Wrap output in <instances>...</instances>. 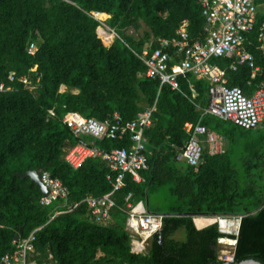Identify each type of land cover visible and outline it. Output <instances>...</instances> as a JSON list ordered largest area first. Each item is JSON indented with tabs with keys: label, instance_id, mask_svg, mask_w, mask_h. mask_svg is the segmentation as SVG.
I'll use <instances>...</instances> for the list:
<instances>
[{
	"label": "trees",
	"instance_id": "obj_1",
	"mask_svg": "<svg viewBox=\"0 0 264 264\" xmlns=\"http://www.w3.org/2000/svg\"><path fill=\"white\" fill-rule=\"evenodd\" d=\"M94 11L101 16L95 18ZM263 21L262 3L248 33L259 67L254 77L246 63L232 70L233 58L211 59L225 69L227 84L246 94L264 87V55L256 39ZM102 23L116 34L110 45L103 38L111 42L113 35ZM183 23L190 42L204 39L199 0H0V83L8 87L0 90V258L36 230L37 264H216L223 262L218 238L224 236L236 240L233 262L253 258L264 264V121L244 128L204 113L211 85L191 71L177 77L175 89L145 75L143 49L177 38ZM151 107V124L143 131L148 168L140 171V181L124 173L112 194L110 223L98 224L90 220L84 199L112 189L106 179L110 169L100 157L78 168L65 161L68 148L91 138L75 136L63 117L76 111L104 120L116 112L125 123ZM198 120L224 136V149L209 154L204 148L198 165H190L176 155L188 138L183 124ZM93 140L106 150L130 145L127 136ZM35 169L57 177L68 190L66 199L40 204V187L17 175ZM159 191L168 206L151 209L150 195ZM129 192L144 210L164 215L144 254L131 251L125 230ZM77 202L72 210L64 208ZM198 216L240 218L238 233L220 232L214 220L198 228L193 221Z\"/></svg>",
	"mask_w": 264,
	"mask_h": 264
},
{
	"label": "built area",
	"instance_id": "obj_2",
	"mask_svg": "<svg viewBox=\"0 0 264 264\" xmlns=\"http://www.w3.org/2000/svg\"><path fill=\"white\" fill-rule=\"evenodd\" d=\"M199 2L206 22L204 39L190 42L183 23L177 30V38L172 40L161 38L157 48L151 51L148 48L143 49L140 57L146 65L145 75L157 78L160 86L169 84L175 89L178 88L177 77L191 71L197 78H204L211 85L209 103L204 113L232 120L244 128H254L264 121V87L259 86L252 93L246 94L240 86H229L225 69L211 63V59L219 56L233 58L229 65V69L232 70L246 63L251 68V77L255 76L259 67L255 65L254 56L248 49L250 44L248 33L254 29L258 7L264 4V0L261 2L257 0H199ZM92 13L95 18L100 17L99 12ZM102 25L108 27L104 23ZM256 39L264 55V21L259 26ZM163 47H171L178 55L172 56L170 51L164 50ZM28 51L34 52L32 44L28 47ZM8 77L13 80L14 73H9ZM20 80L25 84L29 83L24 76ZM29 87L32 88V86ZM4 89L8 87L0 83V90ZM152 111L153 107L146 108L140 111L134 120L125 123L116 112L104 120L83 116L76 111H71L63 117V121L72 129L75 136L91 138L90 141L80 138L77 143L68 148L64 156L65 161L72 168H78L87 158L100 157L107 162L110 169L106 179L112 189L107 193L98 196L89 195L84 199L93 221L99 224L110 223V212L115 205L112 194L122 186L124 173H129L134 180L139 181L140 171L148 168L143 131L151 124ZM183 128L188 138L178 151L177 160L198 165L204 148H207L209 154L223 152L224 136L209 129L200 120L186 121ZM125 136L130 140L128 146L106 150L93 144V139ZM40 174L42 182L48 188V193L41 196L40 203L48 204L57 198L66 199L68 190L57 177L52 176L47 170ZM124 200L125 227L130 236V249L133 253L144 254L151 237L160 232L164 215L145 211L139 204L132 201L130 192L126 194ZM211 218L217 223L220 232L226 235L234 234L222 229L224 227L221 221H227L228 224L230 217ZM223 238L229 237H219L218 242L223 241ZM34 240L35 230L31 231L27 237L17 239L13 250L0 258V264H36L35 261L32 263L27 259L28 253L34 251ZM235 242L236 240L232 238L227 241L231 246H234ZM218 258L223 262H233L234 253L219 252Z\"/></svg>",
	"mask_w": 264,
	"mask_h": 264
},
{
	"label": "rangeland",
	"instance_id": "obj_3",
	"mask_svg": "<svg viewBox=\"0 0 264 264\" xmlns=\"http://www.w3.org/2000/svg\"><path fill=\"white\" fill-rule=\"evenodd\" d=\"M102 30H104V31H106L108 33H111L113 35V37L116 36L115 32H113L111 29H109L106 26H102ZM112 40H113V38H112ZM103 41H104V43L106 45H109L110 44V42H108L107 40H104V38H103ZM63 89H64V87L62 86L61 87V90H63ZM160 199H161V197H160V191L158 193H156V194L150 195V208L151 209L157 208L158 210H160V207L161 208H165V207L168 206V201L161 200V202H160ZM212 221H213V218H211V217H205V216H203V217H196L194 219L195 225L198 228H200L202 226L204 227L205 224H208V223H210ZM212 223H214V222H212ZM181 235L182 234H181L180 231H177L175 233V236H177V237H181ZM219 243L220 244L218 245V249H219V252L220 253L221 252H231L232 251V249H231L232 246L229 245V243H227L225 241H219Z\"/></svg>",
	"mask_w": 264,
	"mask_h": 264
},
{
	"label": "water",
	"instance_id": "obj_4",
	"mask_svg": "<svg viewBox=\"0 0 264 264\" xmlns=\"http://www.w3.org/2000/svg\"><path fill=\"white\" fill-rule=\"evenodd\" d=\"M17 175L21 176V177H29L34 183H36V185H38L40 187V189H41V191H42V193L44 195H46L48 193V188L42 182L41 174H40V172L37 169L28 170V171H26L24 173H17ZM237 219H238V228H239L240 218H237ZM193 221H194V217H193ZM219 231H220V229H219ZM216 264H262V263L260 261H258V260L253 259V258H249V259L242 260L240 262L225 261V262H220V263H216Z\"/></svg>",
	"mask_w": 264,
	"mask_h": 264
},
{
	"label": "crops",
	"instance_id": "obj_5",
	"mask_svg": "<svg viewBox=\"0 0 264 264\" xmlns=\"http://www.w3.org/2000/svg\"><path fill=\"white\" fill-rule=\"evenodd\" d=\"M100 16H101V13H100ZM185 24V26H186V23H184ZM109 27V26H108ZM112 31L114 32V30L112 29ZM113 40H114V37H113ZM113 40H111V42H110V44L112 43V41ZM109 44V45H110ZM202 79V78H201ZM204 79V78H203ZM64 87V86H63ZM65 88V87H64ZM192 88V87H191ZM192 91H193V95H195V91L193 90V88H192ZM205 109V108H204ZM204 109H203V112H204ZM139 175H140V173H139ZM142 178H141V176H140V180H141ZM139 180V181H140ZM136 181V180H135ZM57 199H59V198H57ZM55 200V199H54ZM53 200V201H54ZM53 201H51L50 203H52ZM50 203H48V204H50ZM40 204H42V203H40ZM48 204H42V205H48ZM79 203L77 202V203H75V204H73V205H67V204H64V208H66V210H72V209H74L77 205H78ZM144 209V208H143ZM63 211H65V210H62V212ZM145 211H147L148 212V210H145ZM61 212V210H57V211H55V213H54V215H56V214H58V213H60ZM89 217H90V220H92L93 221V219L91 218V216H90V214H89ZM112 219V218H111ZM95 222V221H94ZM97 223V222H96ZM99 224V223H98ZM125 230H127L126 229V227H125ZM36 231V230H35ZM13 250V249H12ZM11 250V251H12ZM10 251V252H11ZM35 253H36V251L34 250V251H31V252H29L28 253V256H27V259H28V262H32V263H34L33 261H35L36 262V259H35ZM47 259H52V255L51 254H48V256H47ZM36 264H37V262H36ZM43 264H54V263H51V262H43Z\"/></svg>",
	"mask_w": 264,
	"mask_h": 264
},
{
	"label": "bare ground",
	"instance_id": "obj_6",
	"mask_svg": "<svg viewBox=\"0 0 264 264\" xmlns=\"http://www.w3.org/2000/svg\"><path fill=\"white\" fill-rule=\"evenodd\" d=\"M221 224L224 227V228H222V229H224V231H228L229 233H234V234H236L238 232V219L236 217L231 218L228 221V224H227V221L222 220ZM228 240H229V238H223V241H225V242H227Z\"/></svg>",
	"mask_w": 264,
	"mask_h": 264
},
{
	"label": "clouds",
	"instance_id": "obj_7",
	"mask_svg": "<svg viewBox=\"0 0 264 264\" xmlns=\"http://www.w3.org/2000/svg\"><path fill=\"white\" fill-rule=\"evenodd\" d=\"M203 217V216H202ZM211 224V223H210Z\"/></svg>",
	"mask_w": 264,
	"mask_h": 264
}]
</instances>
